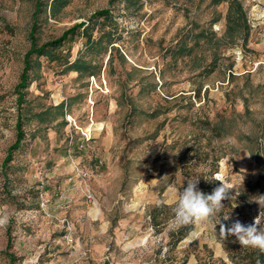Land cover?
Listing matches in <instances>:
<instances>
[{
    "label": "rangeland",
    "instance_id": "1",
    "mask_svg": "<svg viewBox=\"0 0 264 264\" xmlns=\"http://www.w3.org/2000/svg\"><path fill=\"white\" fill-rule=\"evenodd\" d=\"M190 178L264 211V0H0V264H232Z\"/></svg>",
    "mask_w": 264,
    "mask_h": 264
},
{
    "label": "clouds",
    "instance_id": "2",
    "mask_svg": "<svg viewBox=\"0 0 264 264\" xmlns=\"http://www.w3.org/2000/svg\"><path fill=\"white\" fill-rule=\"evenodd\" d=\"M220 182V186L213 189L211 194H205L198 188L199 179H188L187 186L178 194L177 205L174 209L175 222L179 226L212 224L213 218L216 217L218 222L214 226L219 224V235L222 239L234 236L241 246L252 247L264 252V228L261 227L264 211H260L251 224L245 225L239 220L233 222L231 226L221 223L219 214L224 209L222 201L233 199L235 196H229V190L233 187ZM257 203L261 209L264 208V196H260ZM224 219L227 220L229 217L224 216Z\"/></svg>",
    "mask_w": 264,
    "mask_h": 264
},
{
    "label": "trees",
    "instance_id": "3",
    "mask_svg": "<svg viewBox=\"0 0 264 264\" xmlns=\"http://www.w3.org/2000/svg\"><path fill=\"white\" fill-rule=\"evenodd\" d=\"M238 9H240V7L238 6ZM110 11H102L100 13H98L96 16H94V18H108L110 16ZM85 24H79L77 26H75L74 28L66 31L63 36L53 42L48 44V46L50 47H54V48H61L63 43L69 39V38H73L74 36H76L79 32L80 29L84 28ZM30 67V66H29ZM20 131V128H19ZM24 138V133L20 132L19 136H18V140L17 143L11 148L10 153H9V157H11V154L14 151H17L20 147V143L22 141V139ZM11 160V158H10ZM222 223H224L227 226H231L229 222H225L223 221ZM193 231V227H184L180 232H179V236L180 238H178L177 242L175 243L176 245L180 242H182L186 237L189 236V234ZM218 234H219V229H218ZM220 236V235H219ZM221 241V243L223 245H225L226 251L230 253L229 248L232 247L234 250H237L238 252H234L229 254L228 258L231 261L232 264H257V262L259 261V264H264V252H260L258 249H254L252 247H244L241 246L239 244V242L236 240V238L234 236H229L227 239H222L220 237L219 239ZM11 264H15L16 262V258L14 256H11ZM222 264H225V262H223Z\"/></svg>",
    "mask_w": 264,
    "mask_h": 264
},
{
    "label": "built area",
    "instance_id": "4",
    "mask_svg": "<svg viewBox=\"0 0 264 264\" xmlns=\"http://www.w3.org/2000/svg\"><path fill=\"white\" fill-rule=\"evenodd\" d=\"M249 224H251V223H249Z\"/></svg>",
    "mask_w": 264,
    "mask_h": 264
}]
</instances>
